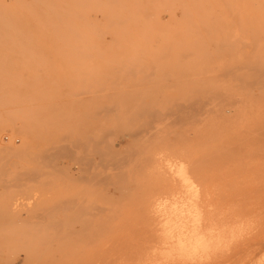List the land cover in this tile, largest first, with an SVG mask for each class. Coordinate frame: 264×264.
<instances>
[{"label": "rangeland", "instance_id": "374dc122", "mask_svg": "<svg viewBox=\"0 0 264 264\" xmlns=\"http://www.w3.org/2000/svg\"><path fill=\"white\" fill-rule=\"evenodd\" d=\"M262 142L264 0H0V264H264Z\"/></svg>", "mask_w": 264, "mask_h": 264}, {"label": "bare ground", "instance_id": "6f19581e", "mask_svg": "<svg viewBox=\"0 0 264 264\" xmlns=\"http://www.w3.org/2000/svg\"><path fill=\"white\" fill-rule=\"evenodd\" d=\"M226 4V3H225ZM144 11V10H143ZM145 12V11H144ZM149 13V12H148ZM147 14V13H146ZM79 17V16H77ZM76 34V33H74ZM77 36V35H76ZM221 43V42H220ZM166 55V53H165ZM162 57V55H161ZM160 58V57H159ZM121 67V66H119ZM118 67V69H119ZM151 67V66H150ZM76 69V68H75ZM127 69V68H126ZM141 67L139 68V71H140ZM129 70V69H128ZM151 70V68H150ZM126 71V70H125ZM131 72V71H130ZM152 72V71H151ZM127 73V72H126ZM131 74V73H130ZM225 76V75H224ZM259 81V80H258ZM257 81V82H258ZM253 83V82H252ZM82 87V86H81ZM102 88V87H100ZM81 89V88H80ZM84 91V90H83ZM82 91V92H83ZM87 91V90H85ZM198 100V99H197ZM220 100V99H219ZM199 101V100H198ZM78 102V101H77ZM190 105V103H189ZM192 105V104H191ZM105 106V105H104ZM104 108V107H103ZM185 108V107H184ZM100 109V108H99ZM102 109V108H101ZM108 109V107H107ZM191 109V108H190ZM193 109V108H192ZM19 110V109H18ZM106 109H103V112H105ZM109 110L111 111V109L109 108ZM144 111V110H143ZM146 112V111H145ZM103 113V114H104ZM138 113V112H137ZM141 113V112H140ZM166 113V112H165ZM176 113V112H175ZM197 113V112H196ZM94 114V113H93ZM148 116V115H147ZM146 116V117H147ZM175 116V115H174ZM177 116V115H176ZM9 118V116H8ZM10 119V118H9ZM175 119V118H174ZM12 119H10L11 121ZM185 120V119H184ZM176 121V119H175ZM12 122V121H11ZM174 122V121H173ZM151 123V122H150ZM143 124V123H142ZM181 125V124H180ZM140 129V128H139ZM141 130V129H140ZM257 131V130H256ZM109 132V131H108ZM104 133V131H103ZM102 133V134H103ZM111 133V132H109ZM262 133V132H261ZM105 134V133H104ZM62 136V135H61ZM60 136V137H61ZM65 137V136H64ZM89 137V136H88ZM102 138V137H101ZM103 140V139H102ZM94 142V141H93ZM98 142V141H96ZM264 143V142H262ZM222 144V143H221ZM64 145V144H63ZM106 145V144H105ZM65 146V145H64ZM226 146V145H225ZM60 147V146H59ZM83 147V146H82ZM95 148V147H94ZM97 149V148H96ZM116 149V148H115ZM124 149V148H123ZM255 149V148H254ZM253 149V150H254ZM68 149H66L67 151ZM231 150V149H230ZM40 151V150H39ZM57 151V150H56ZM94 151V150H93ZM96 151V150H95ZM65 152V151H64ZM101 152V151H100ZM110 152H113L114 151H110ZM53 153V152H52ZM58 153V152H57ZM63 153V152H62ZM256 153V152H255ZM51 154V153H50ZM60 154V153H59ZM65 154V153H64ZM68 154V153H67ZM97 154V153H96ZM100 154V153H99ZM98 154V156H99ZM42 155V154H41ZM70 155V154H69ZM101 155V154H100ZM114 155V154H113ZM132 155V153H131ZM27 156V155H26ZM71 156V155H70ZM102 156V155H101ZM11 157V156H10ZM40 157V156H39ZM43 157V155H42ZM110 157V156H109ZM200 157V156H199ZM210 157V156H209ZM47 158V157H46ZM53 158V157H51ZM111 158V157H110ZM123 158V156L121 157V159ZM202 158V157H201ZM82 159V158H81ZM90 159V158H88ZM109 159V158H108ZM120 159V158H119ZM196 159V158H195ZM203 159V158H202ZM6 160V159H5ZM11 160V159H10ZM91 160V159H90ZM110 160V159H109ZM118 160V159H117ZM194 160V159H193ZM201 160V159H200ZM47 161V159H46ZM124 162V160H122ZM145 161V160H144ZM203 161V160H202ZM201 161V162H202ZM119 162V161H118ZM112 163H115V162H112ZM149 163V162H147ZM121 164V163H120ZM199 164V163H198ZM113 166V165H112ZM117 166V165H116ZM198 166V165H197ZM118 167V166H117ZM113 168V167H112ZM111 168V169H112ZM176 169H174V175L176 174V176L178 177V179L180 180V182L182 183L183 186H185V191L186 193H188L189 197L186 195L187 198V201L188 203L187 204H184V205H180V206H170V207H167V209H170V214L168 219L170 220H166V224H168L171 228L169 229V233L171 236L167 235L168 237H174L176 238L177 242L179 243L180 245V248L182 250V253L184 252L185 254L187 253L190 257L191 255H195V254H199V253H205L207 250H209V248H212V246L214 245H217L218 243L222 242L223 238L221 236L220 233H217V230L215 231V227L214 224H212V220L209 221L212 225L211 226H207V222L205 225V220H204V223L202 224L203 222V219H202V214L199 210V207L197 206V204L195 203L196 202V197H194L196 195V188L197 186H195L194 184L192 185V181H190V178L189 175H188V172L186 171L187 167H185L184 165H178L175 167ZM115 169V168H114ZM191 169V168H190ZM161 170V169H160ZM121 171V170H120ZM172 171V170H171ZM154 172V171H153ZM117 173V172H116ZM119 173V171H118ZM157 173L159 174V172L157 171ZM24 175V174H23ZM120 175V174H119ZM20 178V177H19ZM18 179V178H17ZM174 179V178H173ZM194 186L196 188H194ZM180 187V186H179ZM184 191V192H185ZM182 192V191H181ZM182 198V197H181ZM185 200V199H184ZM186 201V200H185ZM186 201V202H187ZM173 202V201H172ZM169 204V203H168ZM159 205V204H158ZM160 207V206H159ZM208 207V206H206ZM217 206H215L216 208ZM157 208V207H156ZM173 210H175V212H173ZM169 211V210H168ZM177 211V212H176ZM212 211V210H211ZM165 213V212H164ZM218 213V212H217ZM216 213V214H217ZM167 214V212H166ZM167 214V216H168ZM212 214H213V211H212ZM162 215V214H161ZM165 215V214H164ZM209 215V214H208ZM215 215V214H214ZM213 215V216H214ZM216 216V215H215ZM218 216V215H217ZM166 217V216H165ZM206 217V216H205ZM164 218V217H163ZM162 218V219H163ZM167 218V217H166ZM217 218V217H216ZM208 222V223H209ZM215 222V220H214ZM213 222V223H214ZM165 223V222H163ZM162 223V224H163ZM209 223V225H210ZM216 223V222H215ZM161 224V225H162ZM206 226L204 229H203V226ZM217 227V224L215 225ZM231 229V228H230ZM163 230V229H162ZM165 231V229H164ZM168 230H166L167 232ZM229 231V230H228ZM231 231V230H230ZM222 232V231H221ZM224 232V231H223ZM164 233V232H163ZM217 233V234H216ZM226 233V232H225ZM231 233V232H230ZM230 233H228L229 235H231ZM166 235V234H165ZM220 235V236H219ZM164 237V236H163ZM142 238V237H141ZM147 238V237H146ZM166 238V237H165ZM171 238V239H172ZM231 238V237H229ZM148 239V238H147ZM175 240V241H176ZM226 240V239H225ZM160 241V240H159ZM149 247V246H148ZM152 247V246H150ZM179 248V247H178ZM141 249V248H140ZM149 251V249H148ZM208 252V251H207ZM181 253V252H180ZM167 256V255H166ZM185 257V256H184ZM139 259V258H138Z\"/></svg>", "mask_w": 264, "mask_h": 264}]
</instances>
